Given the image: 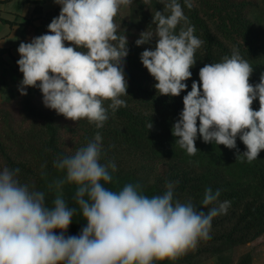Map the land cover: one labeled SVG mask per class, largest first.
Returning a JSON list of instances; mask_svg holds the SVG:
<instances>
[{
  "label": "clouds",
  "instance_id": "1",
  "mask_svg": "<svg viewBox=\"0 0 264 264\" xmlns=\"http://www.w3.org/2000/svg\"><path fill=\"white\" fill-rule=\"evenodd\" d=\"M132 2L55 0L61 11L48 25L49 34L19 45L21 95H27L28 87H39L46 107L72 121L86 119L102 128L108 119L104 101H111L113 111L126 106L120 97L128 87L122 63L128 55L127 37L117 34L114 17L122 5ZM161 3L163 12L156 11L153 17L155 50H144L141 62L157 81V92L174 97L186 89L183 81L192 76L195 52L203 41L192 26L176 32L181 21L187 22L178 0ZM185 4L193 6L190 0ZM152 36L142 33L137 45ZM66 41L75 47L65 46ZM252 73L250 63L235 50L231 57L199 70L200 82L194 81L184 96L183 111L172 130L188 155L196 154L199 133L205 143L229 149L236 148L239 136L247 162L258 158L264 150V74L253 86ZM257 99L259 110H253ZM101 141L97 133L86 147L55 162L65 176L55 181L52 207L46 205L44 192L21 184L19 169L0 171V264H153L174 261L209 238L213 218L226 214L229 201L205 214L191 203H173L171 184L165 194L151 198L142 194L139 184L109 190L104 184L112 182L109 168L114 172L116 165L99 162ZM65 184L76 186L74 201L87 221L79 236L64 235L77 215V207L70 208L63 197ZM219 195V190L207 189L203 205L212 204Z\"/></svg>",
  "mask_w": 264,
  "mask_h": 264
},
{
  "label": "trees",
  "instance_id": "2",
  "mask_svg": "<svg viewBox=\"0 0 264 264\" xmlns=\"http://www.w3.org/2000/svg\"><path fill=\"white\" fill-rule=\"evenodd\" d=\"M34 1L43 3L46 0ZM51 1L55 3V0ZM260 1L264 4V0H190L193 6L188 8L185 0H178L187 22L181 21L176 32L192 26L194 35L203 43L195 52L196 63L190 69L192 76L183 81L187 85L186 89L173 97L157 92V81L141 62L144 50H155L158 38L154 35L156 24L153 23V17L156 11L163 12L164 5L161 0H133L129 6V19L118 14L114 17L118 25L117 34L127 37L128 55L122 63L128 87L127 94L120 97L126 106L113 111L111 101H104L108 119L102 128L81 119L73 126V130H69L77 135L79 148L86 147L97 133L101 135L99 162L115 147L122 146L139 153L147 162L166 164V169L151 183L133 171L116 169L113 172L109 168L113 180L104 184L109 190L119 191L126 184H139L142 194L151 198L165 194L171 184L173 203H191L197 211L205 214L212 208H218L222 202L229 201L230 207L226 214L213 218L209 238L200 240L196 251H206L216 256L219 264L230 263L229 253L234 246L248 243L264 233V150L249 163L242 156L247 149L239 136L236 148L229 149L215 142L205 143L198 133L195 141L198 150L190 156L176 143L178 138L172 130L183 111L184 96L191 91L194 81L200 82L199 70L203 66L222 62L224 57H231L234 50L252 66V60L261 54L264 48V24L251 16L262 5ZM60 11L61 5L55 3L50 16ZM164 14L169 13L165 10ZM44 29L47 30L46 27ZM43 33L41 31L39 36ZM142 33H152L153 36L147 43L138 46L136 41ZM3 51L0 49V53ZM12 59L17 64L20 57ZM260 77L253 69L249 82L255 86ZM26 92L27 95L22 98L21 111L26 118L41 122L42 132L39 136L31 132H19L9 122L5 123V141L0 139V158L9 169H19L17 178L21 184L31 182L37 191L44 192L46 205L52 207L57 194L55 181L65 176V172L58 170L54 164L75 152L70 154L66 151L61 137L62 124L58 122L65 117L55 110L39 109L35 103V99L43 100L39 87H28ZM251 107L259 110V100H255ZM150 123L152 127L149 129ZM50 185L53 187L50 188ZM207 189L213 193L219 190L220 195L212 204L204 206L202 201ZM62 192L68 206L77 207V215L64 235L79 236L87 226V221L74 201L76 186L65 184ZM54 232L60 234L58 229ZM193 256L194 253H186L174 261H154L153 264H193ZM250 260V254L245 253L236 264H249Z\"/></svg>",
  "mask_w": 264,
  "mask_h": 264
},
{
  "label": "rangeland",
  "instance_id": "3",
  "mask_svg": "<svg viewBox=\"0 0 264 264\" xmlns=\"http://www.w3.org/2000/svg\"><path fill=\"white\" fill-rule=\"evenodd\" d=\"M260 3L259 8L255 9L252 13L253 18H257L264 24V4L263 1ZM129 6H121L118 15L129 19L130 9ZM60 13L55 14L54 16H49L46 29L42 25L39 27V31L36 34V37L39 36L41 31H44L43 35L49 34L48 25L54 18H57ZM38 35V36H37ZM65 46H73L70 42H65ZM77 51L78 50L76 48ZM253 69L261 76L264 74V48L262 49L261 54L252 60ZM23 79V74L19 70L16 62L12 58H2L0 56V139L5 141V123L9 122L11 127L19 132H31L37 134L42 132V123L39 121H33L29 118H26L23 115L22 110V98L19 88L21 87V81ZM26 90V89H25ZM36 105L41 108V110L53 111L45 106L43 100L35 99ZM7 119V120H3ZM77 121H72L70 119L64 118L60 119L58 123L62 124L61 128V137L63 139L65 149L68 153L72 154L79 149V141L76 134H74L73 126H75ZM63 125L65 127H63ZM107 153V151H105ZM101 164H108L114 162L117 170L124 171H133L143 178L148 183L154 182V180L166 169L165 162H147L139 154L131 150L126 149L125 147L119 146L115 147V150L109 152L101 158ZM6 167L3 160L0 158V171ZM26 185L29 186L30 190L37 191V188L32 187L31 182H26ZM198 244L194 250H189L187 253H194L193 264H219L216 256L209 255L206 251H197ZM249 253L251 260L249 264H264V233L253 239L252 241L234 246L230 253V263L236 264L238 258L245 254ZM189 264V263H185Z\"/></svg>",
  "mask_w": 264,
  "mask_h": 264
},
{
  "label": "crops",
  "instance_id": "4",
  "mask_svg": "<svg viewBox=\"0 0 264 264\" xmlns=\"http://www.w3.org/2000/svg\"><path fill=\"white\" fill-rule=\"evenodd\" d=\"M55 3L34 0H0V49L2 58L20 57L18 48L21 42L29 43L39 31L44 29ZM38 36V35H37ZM39 37V36H38Z\"/></svg>",
  "mask_w": 264,
  "mask_h": 264
}]
</instances>
